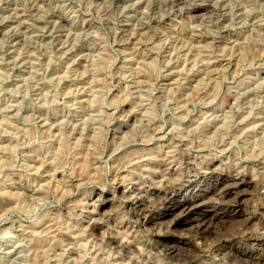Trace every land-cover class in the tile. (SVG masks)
<instances>
[{
    "label": "clouds",
    "instance_id": "clouds-1",
    "mask_svg": "<svg viewBox=\"0 0 264 264\" xmlns=\"http://www.w3.org/2000/svg\"><path fill=\"white\" fill-rule=\"evenodd\" d=\"M0 264H264V0H0Z\"/></svg>",
    "mask_w": 264,
    "mask_h": 264
}]
</instances>
